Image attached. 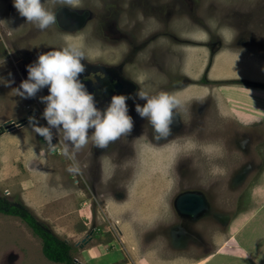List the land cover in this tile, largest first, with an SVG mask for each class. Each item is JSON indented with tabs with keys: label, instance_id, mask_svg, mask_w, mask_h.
I'll list each match as a JSON object with an SVG mask.
<instances>
[{
	"label": "rangeland",
	"instance_id": "rangeland-1",
	"mask_svg": "<svg viewBox=\"0 0 264 264\" xmlns=\"http://www.w3.org/2000/svg\"><path fill=\"white\" fill-rule=\"evenodd\" d=\"M45 7L57 23L40 31L13 0H0V79L12 81L0 82V194L20 199L77 252L100 228L106 249L95 251L98 261L80 264H241L227 243L264 257V0H79L78 8L45 0ZM68 44L84 53L83 73L97 68L125 78L126 96L140 89L178 99L171 134L155 139L135 111L145 101L130 98L131 134L104 149L89 140L76 150L56 129L51 141L39 135L29 118L46 126L40 97L48 88L32 98L15 88L40 53ZM13 122L26 124L12 128ZM65 187L88 193L90 218L49 221L44 203L66 194ZM187 191L202 195L206 210L212 205L205 217L176 209V197ZM6 223H0V246L12 250L26 240ZM40 258L36 264H61ZM16 262L30 264L26 255Z\"/></svg>",
	"mask_w": 264,
	"mask_h": 264
},
{
	"label": "clouds",
	"instance_id": "clouds-1",
	"mask_svg": "<svg viewBox=\"0 0 264 264\" xmlns=\"http://www.w3.org/2000/svg\"><path fill=\"white\" fill-rule=\"evenodd\" d=\"M48 3L79 7V0H48ZM13 6L27 23L40 31L57 23L56 13L45 7V0H13ZM84 59V53L78 46L68 44L58 50L40 53L34 63L27 65V79L15 88L16 95L32 98L41 89L48 88V94L40 97L45 104L42 117L47 122L46 126H40L34 117L29 118L39 135L51 141L52 129H56L65 144L76 150L89 140L96 148L104 149L122 136L131 134L134 120L127 104L130 98L145 101L143 105L136 103L135 111L151 125L155 139H166L171 134L174 109L180 104L178 99L163 92L149 96L139 89L135 97L113 95L110 103L101 110L96 106L94 95L80 79L85 71ZM3 64L4 60H0V65ZM0 82L6 85L12 83L2 79Z\"/></svg>",
	"mask_w": 264,
	"mask_h": 264
},
{
	"label": "crops",
	"instance_id": "crops-1",
	"mask_svg": "<svg viewBox=\"0 0 264 264\" xmlns=\"http://www.w3.org/2000/svg\"><path fill=\"white\" fill-rule=\"evenodd\" d=\"M65 189H66V187H65ZM65 191H66V194L63 193V194L57 196L55 199L50 200L47 203H44L45 206L48 205L50 207L49 208L50 210L47 211V213H45V216L49 219V221H53L55 218V220L59 219L60 224L66 225V223H65L66 218H69L70 220H74L77 218V221H78V218H80V216H81V219H83L82 218L83 215L90 218L92 215L93 207H92L91 200H90L91 198L88 195V193L86 195V193L82 189H80L78 191V189H75V187L72 188V191H70V189H68V188ZM82 200H84L83 201V204L85 205L84 207H81ZM72 213H75V217L72 216ZM56 216H58V218H56ZM2 220H4L5 224H7L6 221H9V224L12 225L13 227H15L24 236V239L26 241H23L22 239L17 240L16 242L19 245L14 246L12 250L6 249L4 245L0 246V262H3V260H6L7 263H11V264L17 263V262L21 261V260H19L16 262L18 257L26 255L27 261L30 264H36V261L41 259L40 257H41V255H43L42 250H41V246L39 247L38 244H36L37 238L34 237V235L29 230H27V227L25 226V224H23V222L18 217L0 214V223ZM89 220L91 221V219H89ZM108 220L109 219H107V221ZM115 220H117V219L115 218ZM48 224L52 225V223H50V222H48ZM62 225H60V226H62ZM51 228L53 231L60 232L57 224L52 225ZM96 229L94 231H92L91 243L86 247H82V248L78 249V252L76 255L77 262L82 263V262L86 261V259L88 262L90 260L91 261L97 260V258H94V257H96L95 254H97V253H95V251L98 249H101V251L104 252V249H106V247H107L106 243L101 242L99 239V237L101 235L100 234L101 229L99 228L100 229L99 231ZM67 234H65L66 237H69ZM81 234L83 235V233H81L80 231H78V233H76V235L82 236ZM76 235H74L73 237H75ZM122 239L124 240V237H122ZM228 240H229V238L222 240V242L220 243L218 248L223 247L224 244L227 243ZM27 241H28V244L30 246L29 249L26 247ZM39 241H40V245H41V240H39ZM124 243H125V241H124ZM227 244L229 247H231L230 251L238 253V257H239L238 259L243 261L241 264H264V257L262 255L258 254L256 256H254L251 253V251H249L245 247H242L238 243H233V244L227 243ZM43 257H44V255H43ZM45 264H49V262H45ZM184 264H188V263H184ZM196 264H201V263H196Z\"/></svg>",
	"mask_w": 264,
	"mask_h": 264
},
{
	"label": "trees",
	"instance_id": "trees-1",
	"mask_svg": "<svg viewBox=\"0 0 264 264\" xmlns=\"http://www.w3.org/2000/svg\"><path fill=\"white\" fill-rule=\"evenodd\" d=\"M0 214L18 217L41 240L43 255L50 261L61 264H80L75 261L77 249L72 244L53 234L20 199H8L0 194Z\"/></svg>",
	"mask_w": 264,
	"mask_h": 264
},
{
	"label": "flooded vegetation",
	"instance_id": "flooded-vegetation-1",
	"mask_svg": "<svg viewBox=\"0 0 264 264\" xmlns=\"http://www.w3.org/2000/svg\"><path fill=\"white\" fill-rule=\"evenodd\" d=\"M9 32H11V31H6V34H8ZM11 34H12V32H11ZM15 50H17V48H15ZM19 62H20V60H19ZM80 79H81L82 82L88 81L90 83L89 85L92 88V92H93V95H94L96 104L103 103L105 100H108V101L111 100V97L113 95H116V94L127 95V93L129 92L128 89H127L129 87L128 84H127V80H125V78H123L122 76H120V74L118 72L113 73V72H111V70L110 71H104L103 69H97V68H94L92 70L90 69L88 72L82 73ZM132 91H133V88L130 89V92H132ZM24 124H26V123L24 122ZM243 134H244L245 138H249L248 135L250 133L248 131H245L244 130ZM53 137H54V134H53ZM55 144L58 145V143H55ZM55 144H51L50 147L51 146H54ZM56 147H58V146L55 145V150L58 153V151H57L58 149ZM239 147L245 148L244 143H240ZM49 150H50V148H49ZM244 168H245V166H244ZM247 168H248V166H247ZM245 171H246L245 169L243 171L241 170L239 176H242V174ZM75 176L76 175H74L73 177H75ZM189 192H192V191H189ZM184 193H188V191L187 192H183L181 194H184ZM181 194H179L176 197V199ZM197 194H199V193H197ZM206 195L207 194H205L204 196L212 204V198L213 197L212 196L211 197L210 196H206ZM176 199H175V201H176ZM204 200H205V198H204ZM211 207H212V205H211ZM211 207L209 209H207V210L205 209L202 212V214L204 215V217L207 215V212L211 209ZM223 210L224 209L221 208V210H218V211L222 212ZM196 222H198V221L196 220L195 223ZM99 230L100 229L98 228V231Z\"/></svg>",
	"mask_w": 264,
	"mask_h": 264
},
{
	"label": "water",
	"instance_id": "water-1",
	"mask_svg": "<svg viewBox=\"0 0 264 264\" xmlns=\"http://www.w3.org/2000/svg\"><path fill=\"white\" fill-rule=\"evenodd\" d=\"M87 90L93 94L92 88L89 85L88 81L83 82ZM24 122L12 123V128L16 126H22ZM176 209L184 215L188 216H198L206 209V201L202 195L197 194L196 192H188L181 194L175 201Z\"/></svg>",
	"mask_w": 264,
	"mask_h": 264
},
{
	"label": "built area",
	"instance_id": "built-area-1",
	"mask_svg": "<svg viewBox=\"0 0 264 264\" xmlns=\"http://www.w3.org/2000/svg\"><path fill=\"white\" fill-rule=\"evenodd\" d=\"M52 149H54V151H55V146H51L50 150H52ZM52 151H53V150H52Z\"/></svg>",
	"mask_w": 264,
	"mask_h": 264
}]
</instances>
